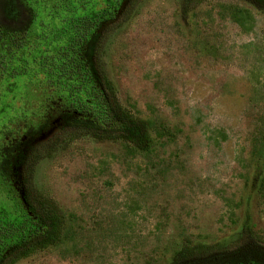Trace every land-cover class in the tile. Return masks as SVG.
<instances>
[{"label":"rangeland","instance_id":"obj_1","mask_svg":"<svg viewBox=\"0 0 264 264\" xmlns=\"http://www.w3.org/2000/svg\"><path fill=\"white\" fill-rule=\"evenodd\" d=\"M23 1L34 13L18 51L26 69L0 74V154L21 136L7 155L12 183L0 179V220L25 215L30 170V198L62 224L10 264H167L186 241L264 262V12L254 0ZM109 6L91 60L124 114L147 122V150L75 132L60 104L46 112L54 94L39 57L76 18Z\"/></svg>","mask_w":264,"mask_h":264},{"label":"trees","instance_id":"obj_2","mask_svg":"<svg viewBox=\"0 0 264 264\" xmlns=\"http://www.w3.org/2000/svg\"><path fill=\"white\" fill-rule=\"evenodd\" d=\"M254 2L264 12V0ZM110 9L112 11L114 8L109 6L88 16L76 18L70 26L66 40L53 53L39 57L38 69L46 87L54 94V97L48 98L46 112L49 114L54 106L60 104L61 114L75 132L96 137L121 136L138 149L147 150L150 147L147 122L128 118L124 114L114 99L104 74L91 60L97 39L96 31L101 21L111 14ZM184 10L183 3L181 11ZM0 14L3 19L0 22V74L10 73L13 77L24 73L26 69L22 53L18 51L25 47L23 39L34 19V13L23 0H0ZM17 61L22 64L17 66ZM40 125L37 128L30 127L28 131L38 129ZM20 140L21 136L10 141L1 151L2 181L8 180L12 183L11 172L7 170V155L9 148L15 150ZM29 175L30 170L28 177L22 178L25 215L19 222L0 220V264H10L31 247L54 240L61 229L62 220L37 197L30 198L27 185ZM263 263L250 254L236 258L214 255L212 252L202 255L196 250V246L186 241L167 264Z\"/></svg>","mask_w":264,"mask_h":264}]
</instances>
